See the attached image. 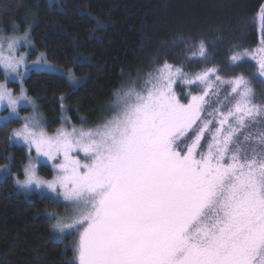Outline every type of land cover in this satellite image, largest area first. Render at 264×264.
Listing matches in <instances>:
<instances>
[{
	"label": "snow or ice",
	"instance_id": "1",
	"mask_svg": "<svg viewBox=\"0 0 264 264\" xmlns=\"http://www.w3.org/2000/svg\"><path fill=\"white\" fill-rule=\"evenodd\" d=\"M17 44L7 43V55L0 44V66L6 79L14 74L22 83L37 66L12 54ZM260 45L230 60L236 67L255 61L264 83V38ZM193 56L207 58L203 42ZM215 74L210 68L189 79L164 62L139 91L117 93L116 114L95 129L49 135L34 114L11 133L13 143L37 154L16 183L71 209L65 217L49 215L55 239L78 235V264H264V101L256 103L243 75L221 80ZM211 75L230 86L225 100L231 107L202 119ZM177 80L205 87L182 103L173 88ZM21 100L35 109L22 87L17 97L0 83V104L11 109L0 127L19 118ZM242 129L252 131L241 138ZM53 161L52 179L41 177L37 164Z\"/></svg>",
	"mask_w": 264,
	"mask_h": 264
},
{
	"label": "trees",
	"instance_id": "2",
	"mask_svg": "<svg viewBox=\"0 0 264 264\" xmlns=\"http://www.w3.org/2000/svg\"><path fill=\"white\" fill-rule=\"evenodd\" d=\"M262 16L264 0H0V42L22 40L30 50V63L42 57L64 73L34 72L16 83L0 71V83L15 96L24 89L35 109L22 112L39 116L50 135L61 128L88 130L102 125L116 113V94L133 87L139 91L148 74L164 62L182 68L189 79L210 68L221 80L243 75L259 104L264 101V83L258 65L249 59L236 67L230 57L261 47ZM201 42L206 59L193 56ZM215 75L209 77L213 87L202 119L209 118L207 113L214 108L226 113L231 107L225 100L230 86L219 85ZM204 87L180 80L173 85L182 103L188 102L189 93L201 94ZM21 126L12 121L0 127V170L7 169V174L0 171V264H77L78 235L65 234L62 242L55 239L56 220L49 215L65 217L71 209L16 183L25 179L29 156L33 160L37 156L10 140ZM249 131L242 129L241 138ZM52 165L37 164L38 174L52 179ZM29 208L28 220L20 228L19 219ZM29 223L39 226L31 240L25 235Z\"/></svg>",
	"mask_w": 264,
	"mask_h": 264
},
{
	"label": "rangeland",
	"instance_id": "3",
	"mask_svg": "<svg viewBox=\"0 0 264 264\" xmlns=\"http://www.w3.org/2000/svg\"><path fill=\"white\" fill-rule=\"evenodd\" d=\"M11 40H13V39H11ZM9 41L10 40L1 41L0 42V44L3 45L4 52H5L6 55L8 54L7 43ZM17 41H18V44H17V46L15 48V51L12 54L15 55V56H17V57L23 56L25 58V64L27 66H32V65H36L37 66L36 67V70H31V71H29L27 73H24V79H23V81L25 79H27V77L31 73H34V72H45V73L59 74V75H63L64 74L61 70H59V69L51 66L50 64H47L46 62H43L44 59L42 57H39L36 62L30 63V61H29V57L31 55L30 52H29L30 50H28V49L25 48L24 42H22V40H20V42H19V40H17ZM46 66H51V67L49 68V67H46ZM0 71H2V73L4 74V70H3V67L2 66H0ZM21 72H23V68H21ZM13 76H14V74L13 75H10L8 77V80H11V81L16 82V83H21V79L19 77H16L15 79H13ZM70 80H72V78H70ZM72 83H74V82H72ZM2 84H5V83H2ZM24 110H30V112H32V111H34V108H33V106L31 104H27L25 101L21 100L19 102L18 107H17V112H18V117L19 118L13 120V121H17V120L20 121L21 124H22L21 128L23 127V124H24V118L25 117H31V116H33V115H27L28 113H26V114L23 113L22 111H24ZM10 112H11V109L7 107V103L6 102L4 104H0V118H6V117H8L9 114H10ZM36 117L38 118L39 121H41L40 118H39V116H36ZM93 129H95V128H93ZM43 130L45 131V128ZM45 132H47V131H45ZM16 144H18L19 146H22V147H25V148L29 149L28 146L26 144H24L22 141H19ZM31 151H33L36 154L35 149H32ZM82 155L83 154H81V156ZM56 162H58V161H53L52 163H56ZM49 194H51V193H49ZM30 210H31L30 208L27 209L25 211V213L20 217V219H19L20 220L19 221V227L20 228L24 224V222H26V220H28ZM38 230H39V226L38 225H34L32 223H29L28 224V227H27V229L25 231V235L27 236V238H29L31 240V239H33L35 237V235L38 232ZM76 263L78 264L77 261H76Z\"/></svg>",
	"mask_w": 264,
	"mask_h": 264
},
{
	"label": "bare ground",
	"instance_id": "4",
	"mask_svg": "<svg viewBox=\"0 0 264 264\" xmlns=\"http://www.w3.org/2000/svg\"><path fill=\"white\" fill-rule=\"evenodd\" d=\"M17 122H19V123L21 124V122H20V121H18V120H17ZM21 125H22V124H21Z\"/></svg>",
	"mask_w": 264,
	"mask_h": 264
}]
</instances>
